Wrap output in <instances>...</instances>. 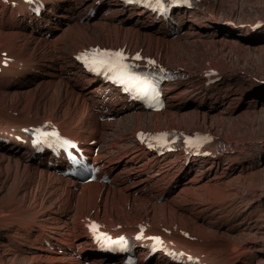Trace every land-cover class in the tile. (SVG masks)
<instances>
[{
    "label": "bare ground",
    "instance_id": "6f19581e",
    "mask_svg": "<svg viewBox=\"0 0 264 264\" xmlns=\"http://www.w3.org/2000/svg\"><path fill=\"white\" fill-rule=\"evenodd\" d=\"M37 9L40 15L35 13ZM206 11L177 7L165 16L126 7L116 0H0V264H122L119 254L106 256L93 250L89 230L93 219L100 225L98 232L110 230L115 236L150 224L136 240L137 264H180L178 259L185 264L210 263L213 255L192 246L190 232V237L185 236L187 229H179L184 225L195 231L186 215L190 205H184L186 212L180 213L176 195L170 197L168 192L174 190L171 184L182 183L181 193L189 186L214 188L209 185L221 177L216 164L223 155L215 143L204 157H191L183 149L159 155L147 151L135 134V143L117 157L113 156L115 150L128 145L124 141L130 136L109 142V152H103L107 135L118 128L125 130L127 117L135 119L131 125L134 133L145 130L142 120L148 114L154 129L165 128L163 115L169 120L174 117V84L164 86L166 107L150 111L123 95L121 88L94 81L75 60L83 48L99 44L155 57L149 49L161 37L176 42L187 36L190 13ZM102 12L110 21H96ZM131 21L142 22L145 28L126 29L124 24ZM192 28L197 24L192 23ZM145 42L147 52L142 49ZM4 52L10 57L7 64ZM157 53V61L166 58L175 63L174 49ZM217 76L206 75V88L217 89L218 84H213L220 80ZM119 112L122 115L113 119ZM45 121L75 137L86 158L100 168L96 180L86 182L65 174L70 166L64 156L54 157L47 149L38 152L30 137L18 141L19 135H28V129ZM187 125H192L189 118ZM170 126L176 127L174 123ZM241 148L245 144L237 147ZM193 168L204 177H197ZM150 198L156 199L149 204ZM154 237L161 238L159 251L153 249ZM241 247L242 243L229 246V257L239 259V264L244 255ZM167 249L176 252L175 260ZM143 256L152 259L141 262Z\"/></svg>",
    "mask_w": 264,
    "mask_h": 264
},
{
    "label": "rangeland",
    "instance_id": "374dc122",
    "mask_svg": "<svg viewBox=\"0 0 264 264\" xmlns=\"http://www.w3.org/2000/svg\"><path fill=\"white\" fill-rule=\"evenodd\" d=\"M203 2L204 7L194 9L201 12L207 10L205 13L189 14L185 27L187 36L176 42L161 37L160 43L149 49L154 56L158 54L157 50L168 49L170 52L174 49L175 63L168 62L166 58L161 61L188 71L186 78L177 80V84L172 83L174 117L169 120L163 115L162 125L171 128L170 124L174 123L176 128H184L187 132L194 129L211 131L218 139L232 142L233 146L224 149L223 157L216 164L222 172L218 182L209 185L214 188L208 190L189 186L187 191L181 193L183 183L179 186L171 184L174 190L168 193L170 197L176 195L180 213L186 212L184 205H190L188 209L191 211L186 212V215L192 219L191 225L197 230L184 225L179 226V229L190 232L192 237L188 234L185 236L192 239V246H199L213 255L210 259L212 262L208 260V264H239V259L229 257V246L239 243H242L244 252L240 263L264 264V0ZM104 12L97 14L99 17L96 21H110L101 15ZM81 21L86 22L84 18ZM131 22L124 26L134 32L144 24ZM192 23L197 24V28H192ZM242 33L245 35L241 36ZM142 45L143 52H147V43ZM209 72L218 74L215 78H220L213 83L218 84L217 89L205 86L204 78ZM116 103L118 101L112 106L115 107ZM121 115L119 112V116L113 117ZM188 118L192 125H187ZM134 122L133 116L127 117L124 121L125 130L118 128L107 135L102 143L103 152H109V142L119 137L130 136L124 141L128 145L117 148L114 157L133 145L135 133L131 125ZM142 126L145 130L154 129L149 114L143 117ZM242 143L245 148L238 150L237 147ZM195 169L192 172L203 178L202 172ZM154 199L150 198L148 203H153ZM200 202L203 205L197 207ZM150 259L143 256L141 262ZM178 261L185 264L184 261Z\"/></svg>",
    "mask_w": 264,
    "mask_h": 264
},
{
    "label": "snow or ice",
    "instance_id": "6c2138e0",
    "mask_svg": "<svg viewBox=\"0 0 264 264\" xmlns=\"http://www.w3.org/2000/svg\"><path fill=\"white\" fill-rule=\"evenodd\" d=\"M152 0H149L151 4ZM173 2H181V0H173ZM184 4H189V0H182ZM157 6H163L164 0H155ZM77 59L83 60L89 70L101 72L112 73V77L115 82L125 86L126 91H133L135 93V99H145V100H156L157 93L155 83L149 78L148 75L143 73H138L135 71V66L133 64L127 63V57L120 51H109L93 49L91 52H84ZM134 59L139 60L141 57L137 55ZM149 64H155V61H148ZM149 106H153L149 103ZM47 135V134H46ZM56 135V133H52ZM143 136V134H141ZM167 133L161 134L159 138H166ZM199 140L201 138H189V143L193 140ZM203 139H208L207 137ZM151 146V145H149ZM92 227H98L93 225ZM153 239L159 240V237H154ZM123 240V237H121Z\"/></svg>",
    "mask_w": 264,
    "mask_h": 264
}]
</instances>
